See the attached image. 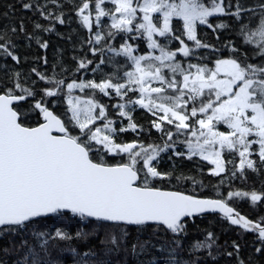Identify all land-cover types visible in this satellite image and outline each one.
I'll list each match as a JSON object with an SVG mask.
<instances>
[{"label":"snow or ice","instance_id":"6c2138e0","mask_svg":"<svg viewBox=\"0 0 264 264\" xmlns=\"http://www.w3.org/2000/svg\"><path fill=\"white\" fill-rule=\"evenodd\" d=\"M221 260L264 264V0L0 4V264Z\"/></svg>","mask_w":264,"mask_h":264},{"label":"trees","instance_id":"16d2710c","mask_svg":"<svg viewBox=\"0 0 264 264\" xmlns=\"http://www.w3.org/2000/svg\"><path fill=\"white\" fill-rule=\"evenodd\" d=\"M35 19V17H34ZM28 27L30 28V24L28 25ZM57 27V30L59 29H64V38H63V44H62V54H63V58H64V62L66 64V56H67V51H70L72 53H75V54H80L78 53L77 51H74L73 50V42H75V34H73L72 36V40L70 41L68 39V33L71 31V28H78L79 26L76 24V23H73L71 25V28L66 24V25H56ZM86 35V32L84 33ZM57 35L55 33H52V34H44L43 35V38L44 39H47L48 42H49V46L50 44L53 42V40L55 39ZM140 53L142 54L145 50H146V45L144 44H140ZM50 47H48L47 50H42V49H39L35 46V44H33L32 48L31 49H23L22 48V51L25 52L28 56H29V62L28 63H24L23 60H22V67H23V70L25 72L29 71V69L33 66H36L38 67V70L40 71H44L45 70V66L43 65L42 62L38 63V64H35L32 62L33 58L36 57V56H44L46 55L47 58L48 56L50 55V58H51V62L54 58V55L56 54V52H50ZM51 62H49V65L48 67L50 68V65H51ZM133 117L135 119V121L138 123V124H144L145 126H147V121H148V115L143 111V110H139L137 109L136 112L133 113ZM124 139L126 141L128 140H131L132 139V135L129 134L128 136L124 137ZM206 163V162H204ZM167 163L163 164V167H167ZM255 178L250 175L249 176V182L248 184H241L239 181L236 182V187L238 188H243L245 190H250V188L253 186V180ZM255 187L259 188V184L256 183L255 184ZM204 194H207V195H210V193H204ZM237 208L238 210L241 212V214L243 215H246L248 216V218L250 219H255L256 215L258 214L256 210H254L250 204L246 203V202H241L237 205ZM211 219V217H209ZM204 223H207V221H205ZM214 224H215V230L217 232L220 233V243H224L225 240H233V239H238L235 231L233 230H229L227 232H224L222 231V226L220 225V223L218 222V219L214 221ZM223 227H227V224L226 222L224 223ZM200 235L197 234V233H193L192 236L190 237V239H200ZM245 240L247 241H251L253 239V235L252 234H247L245 237H244ZM249 250V246H244L243 247V250H242V255H246L247 254V251ZM221 264H225V261L224 260H221Z\"/></svg>","mask_w":264,"mask_h":264},{"label":"rangeland","instance_id":"374dc122","mask_svg":"<svg viewBox=\"0 0 264 264\" xmlns=\"http://www.w3.org/2000/svg\"><path fill=\"white\" fill-rule=\"evenodd\" d=\"M4 2H5V0H0V4H2ZM58 31L61 32V33H64V29H59ZM64 36H65V34H64ZM62 40L63 39L61 37L56 36L55 39L53 40V42L49 46L50 47L49 48L50 49V52H56L57 49H60L62 51V44H63V41ZM74 55H77V54L72 53L70 51H67V56H66V58H67L66 61L67 62H66V66H69V67L72 66V64H73L72 57ZM48 60H49V62H51L50 55L48 56Z\"/></svg>","mask_w":264,"mask_h":264}]
</instances>
